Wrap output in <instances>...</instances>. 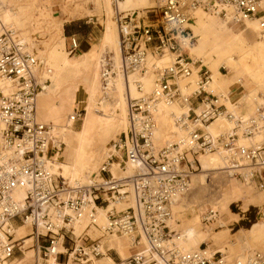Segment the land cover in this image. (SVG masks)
Returning a JSON list of instances; mask_svg holds the SVG:
<instances>
[{
  "label": "built area",
  "instance_id": "2783aa9c",
  "mask_svg": "<svg viewBox=\"0 0 264 264\" xmlns=\"http://www.w3.org/2000/svg\"><path fill=\"white\" fill-rule=\"evenodd\" d=\"M144 14L123 15L118 22L120 61L115 69L108 55L101 60V81L107 86L119 73L129 90V77L139 96L127 97V127L112 141L106 161L99 168V179L85 185H69L54 172L60 162L56 155L63 144L53 138L50 125L38 121L37 95L50 85L38 70L30 53L13 30L0 33V79L11 82L13 91L0 93V262H9L15 252L32 249L34 264H91L113 252L100 251L101 241L112 237L132 239L133 253L114 264H264V252L255 251L242 259L228 260L217 251L200 247L183 250L173 239L170 228L172 206L190 191L191 176L201 170L198 157L221 153L230 177L262 189L264 186V139L261 144L244 145L241 140L264 133V105L250 116L237 110L230 93L210 91L211 72L188 50L196 38L188 27L198 9L230 18L237 24L258 20L264 0H155ZM68 54L80 50L74 37ZM149 59H153L149 63ZM164 59L167 61L163 62ZM221 68L219 69V71ZM153 76L145 92L142 79ZM180 87L179 81L189 79ZM182 107L172 114L176 127L184 132L177 142L162 147L154 144L155 116L161 105ZM82 110L75 109L73 122ZM222 120L227 128L213 135L207 128ZM116 163L119 175H113ZM131 172L127 173V168ZM17 188L21 200L14 198ZM126 207L118 211L116 206ZM106 221L97 223V212ZM213 210L202 218L215 217ZM82 218L88 223L79 236L74 224ZM27 225L32 239L24 248V238L14 239V230ZM94 227L100 236L89 240Z\"/></svg>",
  "mask_w": 264,
  "mask_h": 264
},
{
  "label": "bare ground",
  "instance_id": "6f19581e",
  "mask_svg": "<svg viewBox=\"0 0 264 264\" xmlns=\"http://www.w3.org/2000/svg\"><path fill=\"white\" fill-rule=\"evenodd\" d=\"M88 4L93 5L94 11H89L87 9L81 10L79 7L77 8V6H75L73 11L66 18L58 19L54 22L57 31H59L60 34L64 23L70 22L75 18H81L84 15L96 17L98 24L101 27V34L97 43H92L89 48L78 57L69 58V54L65 52L63 46V41L65 42V39L62 40L61 38L58 40V43L46 47L44 52H32V49H30L27 45L30 44L34 34L30 36L29 32L23 30L25 26V18L23 16H19L18 12L10 9L11 0H0V33L4 30H13L16 33H19L20 35H18V37H20L21 41L24 43L26 49L36 57L38 70L41 75H43V78L49 79L50 81V85L37 95L35 103L36 117L37 115H42L41 111H44V117L41 122L51 126V134L53 138L57 139V141L62 143L66 148V152L64 150L63 153H59L55 156L56 159L60 158V160H63L54 165V172L63 177L69 185H85L99 179V168L107 158L105 155L107 151L105 149L107 142L110 139L115 138L116 135L118 137V135L125 131L127 127L126 94L129 93L131 98L139 96L133 84L135 76H131L128 79V91H126L127 84H125L121 75L117 72L116 76L107 86L103 85L101 81V60L104 55H108L111 58L116 66V68L114 67L115 69L118 68L120 61V41L118 31L119 19L128 13L139 17L144 14L146 9L153 8L157 3L155 0H84V5ZM215 16L218 17L216 14L207 13L200 9L192 13L191 23L188 24V27L193 30L192 32L196 41L191 47H189V49L186 48V50H188V54L194 60H201L203 65L206 67L211 63H216L217 68L221 67L223 70H230L233 67H237L246 75L251 77L256 87L264 91V38L262 40H258L254 44H251L249 40L244 39V32L246 30H251L255 33L258 32V29L260 28L259 21H245L243 23V28H238L239 26H237V23L232 22L229 17L225 19L223 18L221 20V27L219 28L225 27L231 37L222 44L210 46L207 43L209 38L204 35V29L210 19ZM230 23H233L234 25H229ZM212 58L215 59L214 62V59ZM152 61L153 59H149V63ZM165 61H167V59L163 60V62ZM194 77L195 75L191 76L187 80L179 81L180 87H183V84L187 81H193ZM211 77L212 82L210 84V91L212 92V90L216 89L218 86L216 84V79L219 77V74L215 73L212 75L211 72ZM115 79L116 84H114ZM152 82V75L148 74L143 77L142 84L146 93L151 90ZM80 86L83 87L82 101L84 102L83 108L85 114L80 119V127L76 130L73 128L74 122L72 120V116L74 115L75 108L78 106L77 93ZM100 88L103 93L102 98L99 97L98 100V92L100 91ZM12 91L13 87L11 82L0 79V93L8 95ZM115 92L117 100L114 103ZM44 98H50L51 103L47 106L40 105L39 100ZM249 98L255 103L264 104V98L258 96V90H254L250 93ZM236 103L238 105L237 110L243 111L241 110L243 104L238 102ZM104 104L111 106L108 107L107 110H104L106 108H101ZM98 106L101 107L99 108ZM255 108V106L247 108L245 112L243 111V113L245 116H249L254 112ZM182 110V107L176 104L172 106L161 105L159 107L155 116L156 129L154 131V144L157 147L177 142L185 135L183 131L175 126L172 119V114H180ZM157 123L160 124L162 128L161 130H164L161 131L159 135V141L163 142L161 145H158L155 139L157 135L156 133L159 131ZM225 128H227V124L224 121L217 120L207 128V131L215 135ZM263 139L264 133L256 134L250 139L241 140V143L244 145H259L262 143ZM198 159L201 170L199 171V174H193L191 176L192 182L197 180L199 183L204 184L211 174L218 171H220V174H225L228 179H235L234 181H230V183L226 184L222 200L218 202V207L221 208V210H225L230 200L234 197L243 196L244 191L240 188L241 186L247 188L251 185L245 182L241 185L238 183L236 178L229 176L227 171L224 170L225 163L223 155L219 152L209 155H200ZM111 171L115 176L120 174L116 163L111 166ZM130 172L131 168L128 167L127 173ZM190 190H192V186L190 187ZM186 194L184 196H186ZM13 196L15 199L21 200L23 197L22 189L17 188L14 191ZM179 198L172 206L173 217L169 225L174 231H177V228L179 227L181 228L180 232H176L173 239L183 250L187 251V249L182 247V241L188 233H190V235L187 240H193L196 243L200 241L205 243L208 240L216 243L217 241L222 240L221 233H224L227 230L222 232L220 231L218 233L208 231L203 233L200 228L203 218L202 209H198L197 212H194L191 219L187 218L184 215L183 208H181L179 204ZM259 199H264V194L260 195ZM125 207L126 205L121 203L116 206V209L120 211ZM229 215L234 219L237 217L236 215ZM251 218V213L242 211L241 220H238L236 224L239 222L245 223ZM259 220L258 224L253 225L251 231L247 230L245 232L257 236L264 233V211L260 214ZM105 221L106 217L104 212L99 210L97 212L98 225H103ZM87 223V218H82L75 222L74 234L79 236ZM221 223L223 224V221H221ZM20 227L22 228H19L18 230V227L15 228L14 239L20 235L27 234L29 232L28 230L31 231L27 225H21ZM87 234L92 238L100 236V232L94 227H91ZM28 238L32 243V239L30 237H25L23 240L24 248L31 246V243L28 245L27 243L29 242H25ZM119 240L126 241L129 247L126 248L122 241ZM106 248H116L121 255V259L124 260L128 256L125 255V250L132 249V239L127 237H112L110 239H104L101 241L100 251L105 254ZM29 250L33 252L34 260L36 253L32 249ZM25 251L27 250H24L23 253H25ZM252 252H255V250H247V252L245 251L242 255H238L233 259L227 257V259L230 261L234 259H242ZM31 261L32 254H25L22 259L13 260L10 263L0 262V264H30ZM47 262L50 264L52 262V258H50ZM69 262L74 264L72 260H69ZM91 264H114V261L105 254V256L101 259L93 260Z\"/></svg>",
  "mask_w": 264,
  "mask_h": 264
},
{
  "label": "rangeland",
  "instance_id": "374dc122",
  "mask_svg": "<svg viewBox=\"0 0 264 264\" xmlns=\"http://www.w3.org/2000/svg\"><path fill=\"white\" fill-rule=\"evenodd\" d=\"M75 6H77V8L79 7L81 10L87 9L89 11H94V7L92 4L84 5V0H11L10 9L18 12L19 16L21 17L23 16L25 18L24 20L25 26L23 30H25L26 32H29L30 36L34 34V36H32L33 38L30 44L27 45L30 49H32V52H37V51L44 52L46 47H49V46L54 45L55 43H58L59 42L58 40L61 38L62 40L65 39V42L63 41V46H64L65 52L68 54V46H69L68 38L74 35V37L80 43V49H79L80 51L75 54L73 53L69 55V58H74V57H78L82 52H85L92 43H97L100 38V34H101V27L98 24L97 18L89 17L87 15H84L81 18H75L71 20L70 22L64 23L61 34L59 33V31H57V28L54 22L57 21L58 19L66 18L73 11ZM218 18L220 20L223 19L220 16H218ZM229 25H234V24L230 23ZM239 25L241 27V24ZM65 27H67L68 31L70 32L69 36L65 35V32H64ZM17 34L20 35L19 33ZM113 65L116 68L114 62H113ZM220 72L222 74H226V71L223 69H221ZM116 79L114 80V84H116L115 83ZM82 88L83 87L80 86L79 91L77 93L78 101L82 100L83 98ZM114 91H115V86H114ZM102 93L103 91L100 88V91L98 92V100H99V97L102 98ZM116 100L117 98H116V92H115L114 103L116 102ZM50 103H51L50 98L41 99L39 102L40 105H44V106H47ZM261 105H264V104H261ZM261 105H258V106H261ZM110 106L111 105L104 104L102 105V107L101 106L100 107L106 108L104 110H107V108ZM78 109L82 110V116H81L82 118L83 115L85 114L83 105L81 104L80 106H78ZM80 123H81V120L75 121L73 128L78 130V128L80 127ZM157 124L159 127V131L158 133H156L157 135L155 139H156V143L158 145H161L163 144V142L159 141V135L161 131H164V130H161L162 128L159 123ZM116 137L117 135L115 136V138H112L107 142L106 144L107 146H105V149L107 151L112 141H114ZM64 150L66 152V148L63 145L61 153H63ZM107 151L105 153L106 156L108 154ZM199 173L200 172L198 171L194 175H197ZM219 174H220V171L211 174L204 184L199 183L197 180H194L193 182L191 181L192 190H190L186 194V196L179 198L178 201H179L181 208H183L185 217L190 218V219L193 217L192 216L193 213L197 212L198 209L200 210L202 209V213H203L202 217H204L205 214L206 216H208V213L211 210H213V212L216 213L213 219L201 222L200 228L203 233L207 231L215 232V233H218L220 231L221 232L226 231V230L227 231L224 233H221L222 240H219L216 243L210 240H208L205 243H202L201 241L196 243L193 240H187L188 236L190 235V233H188L186 237L183 238L182 247L187 249V251L196 250L197 248H199V246L207 247L212 251L218 250V252H221L226 257H230L232 259L238 255H242L243 253H245V251L247 252V250H251V251L255 250V251L263 252L264 251V233L257 236L251 233H247L245 231L247 230L251 231L253 225L258 224L260 221L259 220L260 214L264 211V199H259V196L264 194V186L262 189H259V188L257 189L253 185L252 186L254 188L251 185H249L247 188L241 186L240 188L244 191L243 196L234 197L232 200H230L226 209L221 210V208L218 207L219 205L218 202L222 200V196L226 189V184L230 183V181H234L235 179H228L225 174H220V175ZM237 181L239 184L243 185L242 181L240 180H237ZM242 211H247L251 213L252 218L245 223L239 222L238 224H236L238 220L239 221L241 220ZM229 214H232L234 216L236 215L237 216L236 219H234L233 217L232 219ZM200 221H201V218H200ZM221 221H223V224L221 223ZM24 229H27V228H24ZM180 230H181L180 227L177 228L178 232H180ZM20 236H23V235H20ZM111 255H113V253ZM15 256L18 258H21V256H19L18 254H16Z\"/></svg>",
  "mask_w": 264,
  "mask_h": 264
},
{
  "label": "crops",
  "instance_id": "0c3cea01",
  "mask_svg": "<svg viewBox=\"0 0 264 264\" xmlns=\"http://www.w3.org/2000/svg\"><path fill=\"white\" fill-rule=\"evenodd\" d=\"M261 7H262V10L260 12V14H261L260 17L264 18V2L261 4ZM237 26H239L238 28H241V27L243 28V24L241 25V27H240L239 24H237ZM219 27H221V20L217 16H215V17H212L210 19L209 23L207 24V26L204 29V35L209 38L207 43L210 46H213L215 44H222V43H224L225 41H227L231 37L230 33L227 31V29L225 27H222V28H219ZM72 36H74V35H72ZM263 38H264V35L262 34L261 28L258 29L257 33L252 32L251 30H246L244 32V39L249 40L251 44L256 43L258 40H262ZM209 65L207 66V68L212 72V75L215 74V73L219 74V77L216 79V84L218 86H217L216 89L212 90V93L213 92H214V94L230 93V98H231L232 101H235V102L243 104L241 110H243L244 112L246 111L247 108H250V107H253V106L256 107L258 105H261L259 103L253 102L249 98V94L252 93L254 90H258V96H260L261 98H264V91L262 89L256 87V85L252 81L251 77L246 75L244 72H242L237 67H233L230 70L224 68L227 71V74L223 75L219 71V69L221 67L217 68L216 63H211ZM248 100H250V101H248ZM77 103H78V106H80L81 104L84 105V102L82 100H80V101L77 100ZM78 106H77V109H78ZM41 112H42V115H39V116L37 115L38 120L40 122L42 121V119L44 117V115H43L44 111L42 110ZM218 121H222V120H218ZM60 162H61V160H60ZM19 228H22V227L19 226L17 228V230ZM17 230H16V236H17ZM28 231H29L28 234L23 235V236H19L16 239L26 237L27 235H29L31 233L30 230H28ZM87 233H88V231H87ZM88 236H89L88 242H90L91 240L95 239V238H92L90 235H88ZM119 241H122V243L124 244V246H126V248L129 247V245H128V243L126 241H124V240H119ZM25 242H29V243H27L29 245L31 243V240L28 238V239L25 240ZM112 250H113V252L110 253L109 257L114 262H116L118 259H121V255L117 251V249L115 248V250L114 249H112ZM133 251H134L133 249H130V250L126 249L125 250V255H128L127 257H129L133 253ZM112 253H113V255H111ZM16 254L21 256V258L16 257L15 256ZM25 254H32L31 264H33V262H34V260H33V252L31 250H29V249L27 251H25V253H23V254L15 252L13 258L9 261V263L11 261H13V260L22 259ZM69 264H70V262H69Z\"/></svg>",
  "mask_w": 264,
  "mask_h": 264
},
{
  "label": "trees",
  "instance_id": "16d2710c",
  "mask_svg": "<svg viewBox=\"0 0 264 264\" xmlns=\"http://www.w3.org/2000/svg\"><path fill=\"white\" fill-rule=\"evenodd\" d=\"M64 32L66 36H69L70 32L68 31L67 27L64 28Z\"/></svg>",
  "mask_w": 264,
  "mask_h": 264
}]
</instances>
